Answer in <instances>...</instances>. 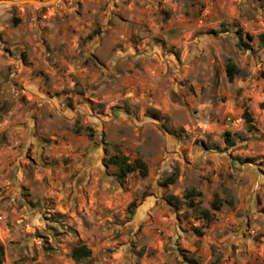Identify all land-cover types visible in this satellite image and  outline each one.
Segmentation results:
<instances>
[{
	"label": "rangeland",
	"instance_id": "obj_1",
	"mask_svg": "<svg viewBox=\"0 0 264 264\" xmlns=\"http://www.w3.org/2000/svg\"><path fill=\"white\" fill-rule=\"evenodd\" d=\"M35 1L0 3V264H264V0Z\"/></svg>",
	"mask_w": 264,
	"mask_h": 264
},
{
	"label": "trees",
	"instance_id": "obj_2",
	"mask_svg": "<svg viewBox=\"0 0 264 264\" xmlns=\"http://www.w3.org/2000/svg\"><path fill=\"white\" fill-rule=\"evenodd\" d=\"M260 41L262 44H264V34L260 35ZM226 71L230 82H232L235 76L239 73L237 66L231 62L227 64ZM244 114L249 122L253 121L247 109H245ZM105 164L106 166H112L116 169V177L120 180H125L130 174L133 173H139L142 177H147L149 173L148 166L142 158H135L134 160H131L122 152H117L110 155L107 159H105ZM171 181L174 182V179ZM201 195V192L190 190L184 195V198L189 201L192 207L197 208L200 215L199 218L210 224L213 221L212 211H220L223 207V200L216 196L211 202L212 211L209 209H200L201 204L200 202H196L195 199ZM169 201L176 204H180L182 202V200H180V198L177 196L172 197L171 200L169 199ZM136 206V202L130 203V209L132 212H134V208H136ZM0 252L3 254L2 248H0ZM71 256L76 263H80L92 257V250L86 244L78 242L72 247Z\"/></svg>",
	"mask_w": 264,
	"mask_h": 264
},
{
	"label": "water",
	"instance_id": "obj_3",
	"mask_svg": "<svg viewBox=\"0 0 264 264\" xmlns=\"http://www.w3.org/2000/svg\"><path fill=\"white\" fill-rule=\"evenodd\" d=\"M25 1H29V2H33V3H40L39 1H35V0H24V1H13V0H3L0 1L1 2H9V3H24Z\"/></svg>",
	"mask_w": 264,
	"mask_h": 264
}]
</instances>
